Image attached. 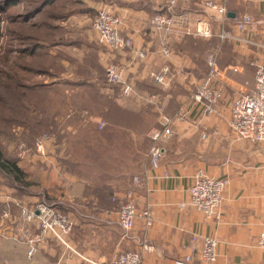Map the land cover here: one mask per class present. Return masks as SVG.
<instances>
[{
  "label": "crops",
  "instance_id": "0c3cea01",
  "mask_svg": "<svg viewBox=\"0 0 264 264\" xmlns=\"http://www.w3.org/2000/svg\"><path fill=\"white\" fill-rule=\"evenodd\" d=\"M205 1L111 0L101 7L119 16L118 30L131 39L133 48L119 53L100 48L97 60L122 65L135 97L122 96L120 88L107 85L102 77L69 81L94 84L102 101L115 98L118 108L134 113L147 109L152 116L143 131L117 128L109 139L103 136V130L91 138L90 133L80 129L75 117L62 128L59 117L60 133L55 135V144L47 142L44 154L32 151L30 158L16 162L27 175L26 184L9 186L10 199L0 201V264H108L119 254L137 249L143 239L153 251L143 254L141 264H175L189 255L193 237L205 236L218 241L217 260L203 262L195 252L189 264H264V250L256 245L257 235L264 230V144L234 140L228 126L234 98L253 90V63L264 64V0L232 1L227 12L235 17L227 16L223 22L215 18L209 39L181 37L179 28L194 25L203 17L210 18L206 10L201 11ZM167 11L179 27L169 40L170 56L163 58L158 53V34L150 30L149 20L152 15ZM243 15L252 18L246 32L234 27ZM222 29L252 43L224 41L221 50L214 49L211 46L216 45ZM135 51H143L145 57L138 58ZM211 52L216 53L218 69L215 85L222 86L225 96L216 114L205 116L191 96L208 74L206 60ZM163 67L170 69L168 85H156L149 74ZM152 87L157 90L151 92ZM74 89L83 90L76 86ZM158 105L165 115L179 119L172 126L174 135L162 143L160 167L153 170L145 155L147 134L159 126ZM74 111L69 114L74 115ZM95 112L90 115L84 110L82 114L88 115L82 118L107 125L102 111ZM65 130L70 134L64 135ZM202 134L207 137L201 139ZM66 136L86 141L74 146L75 159L61 150ZM197 171L228 180L219 221L207 219L191 208H179L188 202V190ZM164 172L167 178L162 176ZM135 177L141 179V185L133 186ZM128 190H132L138 212L150 210L152 226L145 229L137 219L134 229L124 236L117 213ZM42 203L70 220L72 228L66 236L69 248L43 236L36 221L22 217V208L33 209ZM4 212L9 219L3 217ZM26 228L29 235L25 237ZM30 240L36 247L31 256Z\"/></svg>",
  "mask_w": 264,
  "mask_h": 264
},
{
  "label": "rangeland",
  "instance_id": "374dc122",
  "mask_svg": "<svg viewBox=\"0 0 264 264\" xmlns=\"http://www.w3.org/2000/svg\"><path fill=\"white\" fill-rule=\"evenodd\" d=\"M45 1H49L48 4H45ZM110 1L111 0H12L11 2L10 0H0V15L2 18L0 25V131L7 133L6 130L8 127L9 131L13 132L10 139L7 137L8 135L0 133V151L5 158L11 155L16 159V162L18 161L19 163L26 158H30V156H32L30 152L32 151L38 154L34 144L35 140L39 139L41 135L52 137V140L49 141V143L53 145L55 144V135L53 134L44 133L40 134L38 137L36 135L31 147L26 141L22 140L21 137L16 138L22 136L24 128H12V125H9L10 120L7 118L11 117L10 114L11 111H13L15 117L21 119L19 115L21 114V104L23 101L26 102L27 105L28 102H32V106L34 107H39L41 105L44 106L51 117L55 116L59 128V117L62 128H65L64 124H68V121L72 122L73 117H75L79 121L80 129H83V132L86 131V134L88 135L90 133L91 138H96L98 136L96 133L104 130L106 124L102 120L100 121H102L104 127L100 130L98 129L97 122H92L88 119L89 117L87 118L88 120L82 118H86L88 114H97L95 110H99L98 100L102 101L100 93L97 92V94L94 95L89 89H74L69 80H77L81 78L87 80L88 78L102 77V80H105L107 85L113 86L108 84L106 80L105 68L108 62L99 63L97 56L92 54L87 48H84L86 47L85 44H68L74 39L86 41L88 43L90 40L89 37H93L90 42L92 46H95L98 50L100 48H105L98 44L96 33L92 30V23L97 16V13L104 9L101 7H104V4H107ZM232 1L236 2L239 0L228 1L225 5L226 11L228 5ZM204 10H206V14L208 13L209 15H207L210 16L209 21L210 26L212 27L215 18H219L218 14L206 7H202L201 11ZM165 14L173 17L174 32L167 36L169 41L174 38V33L177 32V24L174 16L169 13V11ZM152 17L153 15L151 18ZM178 27L179 26H177V28ZM194 27L195 25H190L188 29L191 30ZM179 29L181 37L193 36V34H182L181 31L184 30V27ZM150 30H152L151 27ZM217 37H219V35H217ZM158 38V46L160 48L161 40L164 38L161 35L158 36ZM222 43L223 42H220L219 39L216 45L211 47L221 50L223 47ZM253 64L256 70L255 63ZM165 68L168 69V74L166 76L168 81L170 73L169 67H163L159 72L153 73L161 74ZM149 79L153 80L154 84L159 85L155 79L150 77V75ZM224 96L225 93L221 100H223ZM131 97H135L134 88ZM193 103L196 104L194 101ZM72 107L77 108V112H75ZM157 107L160 106L158 105ZM69 108L72 109L69 110ZM72 110L75 113L74 115L69 114ZM84 110L88 113L87 115L85 113L84 115L82 114V111ZM158 114L160 117V113ZM167 117L174 120L172 126L178 119L176 115ZM31 118L32 117L30 116V119ZM24 121L27 122L23 123L24 125L30 124L27 120ZM67 134H70V132L65 130L64 135ZM206 137L207 136L205 135V138ZM14 138L20 140L12 141ZM205 138H202L201 136V139ZM76 143L81 145L83 143L86 144V141H76L73 140L71 136H66L64 142L61 144V146H63L61 150L70 155L72 159H75L73 148L74 146L77 147ZM20 145L25 147V152L19 159L17 157V152ZM144 145L146 147L145 143ZM149 146L150 144L148 145L147 152L145 151V160L148 163L149 160L147 155ZM106 150L107 152H110V150ZM78 155L79 153L76 158H78ZM105 155L107 156L109 153H106ZM114 163L117 165V162ZM22 171L25 173L23 169ZM196 173L194 174L195 176ZM9 184H11L10 176L5 175L0 170L1 202L10 199L8 193Z\"/></svg>",
  "mask_w": 264,
  "mask_h": 264
},
{
  "label": "built area",
  "instance_id": "2783aa9c",
  "mask_svg": "<svg viewBox=\"0 0 264 264\" xmlns=\"http://www.w3.org/2000/svg\"><path fill=\"white\" fill-rule=\"evenodd\" d=\"M230 0H207L204 5L207 9L218 14L221 22L227 19L228 12L225 9L226 3ZM173 3V2H172ZM173 17L166 14L156 13L150 20V27L164 39L161 40L159 53L168 58L171 54L168 35L174 32ZM120 19L106 9H102L97 13L93 23L92 30L96 33L98 44L107 48L113 53H119L126 49H132V41L130 38L123 36L119 28ZM252 23L250 15L240 16L234 23V27L240 32H246L248 26ZM193 29L184 27L181 31L183 34H193L198 38L209 39L212 37L210 21L207 18H201L197 21ZM167 37V39H166ZM221 42L228 41L230 43H242L249 45L252 42L245 39H240L234 35H230L225 30L219 33ZM138 58H144L143 51H135ZM216 53L211 52L207 56L208 74L201 80L200 84L192 93L191 99L200 107L205 116L214 115L216 108L222 99L224 93L220 85H215L216 76L218 74L216 64ZM256 70L254 73V87L250 94H241L234 98L230 106V127L234 140H240L254 144H264V64L255 63ZM106 80L108 84L119 87L121 95L129 98L133 94L132 84L125 79V68L122 65L108 62L105 68ZM168 69L165 68L161 74L150 73V77L161 85H168L166 76ZM160 113L159 126L153 127L147 134L149 141L148 160L151 169L160 167L161 158L163 155V142L170 140L174 135L172 127L173 119L168 118L162 111V107L157 108ZM179 119V118H178ZM177 119V120H178ZM104 124L98 123V129L102 130ZM205 138V135H202ZM52 140L48 135H41L35 140L34 146L38 155L44 154L46 147L45 143ZM25 152V147L19 146L17 157L20 159ZM164 178H167V173H163ZM228 184L225 178L214 179L201 171H197L193 183L189 187V199L185 204L179 205L181 209L191 208L201 213L207 219L219 221L221 217V204L223 200L224 189ZM141 185L139 177L133 178V186ZM123 201L120 202L118 208V226L121 227L124 236H127L133 229L136 220L140 219L145 229H149L152 225L150 210L147 208L138 212L136 209L132 190L126 192ZM22 217L25 221H36L38 228L43 236L51 237L57 243H61L69 248L66 242V236L71 231V222L63 214L54 211L45 203L36 205L33 209H21ZM3 217L9 219V214L4 212ZM1 224V220H0ZM24 236L29 235L28 229H23ZM189 246V255L183 259L176 260L175 264H189L193 261V255L197 252L203 262L214 263L217 260L218 241L214 238L193 237ZM138 241V240H137ZM28 255L31 256L36 247L32 240L28 242ZM256 245L259 249L264 250V230L259 232L256 237ZM153 247L144 239L138 244L137 249L125 251L118 256L112 258L108 264H141L144 253H151Z\"/></svg>",
  "mask_w": 264,
  "mask_h": 264
},
{
  "label": "trees",
  "instance_id": "16d2710c",
  "mask_svg": "<svg viewBox=\"0 0 264 264\" xmlns=\"http://www.w3.org/2000/svg\"><path fill=\"white\" fill-rule=\"evenodd\" d=\"M12 2V0H10ZM45 4H48L49 1H45ZM10 4V3H9ZM39 8V7H38ZM1 13V9H0ZM2 22V18L0 15V25ZM72 40V39H71ZM76 44L79 45L81 43L85 44L86 47L92 54L96 55V52L98 48L95 46H92L89 42L87 43L86 41H79V40H73L70 41L68 45L71 44ZM90 53V54H91ZM207 64V63H206ZM207 69H208V65ZM73 87H80L82 89H89V91H92L94 95L97 94L98 89L95 87L94 84H79V83H72L71 84ZM70 85V86H71ZM48 88V87H45ZM149 90L156 91L157 89L155 87L149 88ZM99 102V110L102 111V117L107 121V125L103 130V136L109 139V136H111L117 128H124L125 130L129 131H134V132H139L143 131L144 127L148 124V117L152 114L150 113L151 111H148L147 109L138 111L137 113L134 112H129L127 110H123L121 108H118L117 105L115 104V98H110L106 99L104 101ZM32 102H28V105L26 102L23 101L21 104V114L19 115L21 117L17 118L14 115V112L11 111V117L7 118L10 120V124L12 125V128L14 127H22L23 133L22 136L16 137V138H22V140L26 141L27 144L31 147L33 139H35V136L37 135L40 136V134H53V135H58L60 133L58 123L56 122L55 116L51 117L50 114H48V110L45 109L44 106H32ZM30 116L32 117L30 119ZM152 116V115H151ZM157 117V113L155 115ZM27 120L28 125H24L23 123H27L24 120ZM20 120V121H19ZM21 125V126H20ZM118 126V127H117ZM11 130V128H10ZM7 133L0 131L2 134L8 135L7 137L10 139L12 136L13 132H10L8 127H7ZM28 134H27V133ZM20 139H12V141H16ZM0 170L5 174L9 175L11 179V184L9 186H14V187H24L26 184V173H24L16 164V159L9 155L7 158H5L0 151ZM2 206L0 205V215H1V209Z\"/></svg>",
  "mask_w": 264,
  "mask_h": 264
},
{
  "label": "water",
  "instance_id": "95a60500",
  "mask_svg": "<svg viewBox=\"0 0 264 264\" xmlns=\"http://www.w3.org/2000/svg\"><path fill=\"white\" fill-rule=\"evenodd\" d=\"M227 16H228V18H230V19H232V18H234V17H235V15H234L233 13H232V14H231V13H229Z\"/></svg>",
  "mask_w": 264,
  "mask_h": 264
}]
</instances>
